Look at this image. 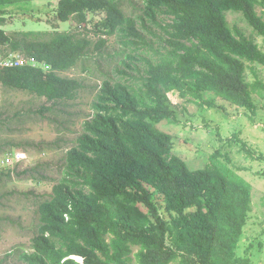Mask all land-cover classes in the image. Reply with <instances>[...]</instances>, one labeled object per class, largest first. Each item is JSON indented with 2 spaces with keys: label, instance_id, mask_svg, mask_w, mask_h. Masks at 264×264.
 <instances>
[{
  "label": "trees",
  "instance_id": "16d2710c",
  "mask_svg": "<svg viewBox=\"0 0 264 264\" xmlns=\"http://www.w3.org/2000/svg\"><path fill=\"white\" fill-rule=\"evenodd\" d=\"M31 1L0 0V55L36 59L34 66L0 67V86L45 98L40 114L51 111L47 103L78 99L83 83L61 73L83 59L91 32L99 36L97 51L118 36L143 72L125 64L138 75L118 70V81L103 80L93 115L66 153L63 178L38 205L32 251H17V264H253L237 254L252 210L251 183L219 152L206 167L191 170L173 155V137L158 125L179 124L171 92L208 109L218 107L205 98L213 93L253 120L254 95L264 99V80L249 83L245 71L247 64L264 71V51L230 26L227 13L241 14L264 41L258 12L264 0H142L138 22L143 30L159 29L155 45L124 12L131 0H59L57 21L74 22L82 32L9 35L5 7ZM18 166L0 170V182L36 171L19 172ZM14 254L0 264H11Z\"/></svg>",
  "mask_w": 264,
  "mask_h": 264
},
{
  "label": "rangeland",
  "instance_id": "374dc122",
  "mask_svg": "<svg viewBox=\"0 0 264 264\" xmlns=\"http://www.w3.org/2000/svg\"><path fill=\"white\" fill-rule=\"evenodd\" d=\"M58 2L32 0L6 6L4 17L7 24L3 29L9 35L23 31L82 32L81 28L77 30L74 22L57 21L54 10ZM141 7L142 0L127 1L124 12L138 22ZM258 12L264 17V8L259 7ZM227 20L233 29L237 28L253 38L264 51L263 38L254 33L241 14L227 13ZM89 27L92 28L91 25ZM148 27V31L143 30L138 22V29L155 45V34L159 29ZM88 37L92 44L83 59L70 71L61 73L83 83L84 88L77 100L68 102V105L47 103L51 111L43 110L40 114L46 105L45 98L0 86V160L9 158L11 163L16 160V154L23 153L25 159L18 164L17 170L36 169L26 176L12 174L11 180L5 178L0 182V261L8 253H15L8 258V263L17 264L20 261L17 251H32L31 240L39 224L38 205L50 198L53 186L63 178L66 153L82 133L84 122L93 115L92 103L103 80L118 81L121 77L118 70L138 75L125 64H132L141 74L143 72L142 64L129 59L131 48H126L118 36L106 38L108 44L100 51L95 46L99 36L91 32ZM143 56L151 55L144 53ZM245 77L249 83L256 78L264 80V71L259 66L247 64ZM168 96L176 106L179 124L164 121L158 128L173 137V155L184 160L191 170H198L206 167L210 157L219 152L221 161L226 163L225 157L229 156L230 166L251 183L252 210L237 254L249 258L253 264H264V162L256 160L264 156V99L254 95L258 109L252 120L250 112L213 93L205 94L206 99H214L218 106L212 109L199 107L176 92ZM39 144L43 145L42 150L34 147ZM1 170L8 172L7 169ZM42 176L47 179L42 180Z\"/></svg>",
  "mask_w": 264,
  "mask_h": 264
},
{
  "label": "built area",
  "instance_id": "2783aa9c",
  "mask_svg": "<svg viewBox=\"0 0 264 264\" xmlns=\"http://www.w3.org/2000/svg\"><path fill=\"white\" fill-rule=\"evenodd\" d=\"M24 65L34 66L36 65V59L28 58L20 53H10L8 55H0V67L2 68L20 67ZM16 156H17L16 160H14L11 163L8 161L9 158L0 160V170L1 169H14L15 165L20 164V162L25 159V156L23 153L16 154L14 158ZM11 164H13L14 167L10 166Z\"/></svg>",
  "mask_w": 264,
  "mask_h": 264
},
{
  "label": "water",
  "instance_id": "95a60500",
  "mask_svg": "<svg viewBox=\"0 0 264 264\" xmlns=\"http://www.w3.org/2000/svg\"><path fill=\"white\" fill-rule=\"evenodd\" d=\"M79 260V259H78ZM79 261H81L82 262V260H79Z\"/></svg>",
  "mask_w": 264,
  "mask_h": 264
}]
</instances>
